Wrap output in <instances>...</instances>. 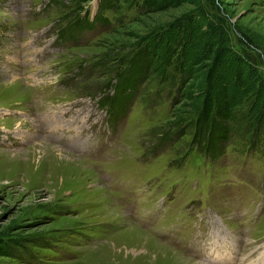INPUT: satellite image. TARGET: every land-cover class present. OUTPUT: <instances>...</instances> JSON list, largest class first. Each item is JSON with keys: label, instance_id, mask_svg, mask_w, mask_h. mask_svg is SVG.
<instances>
[{"label": "rangeland", "instance_id": "rangeland-1", "mask_svg": "<svg viewBox=\"0 0 264 264\" xmlns=\"http://www.w3.org/2000/svg\"><path fill=\"white\" fill-rule=\"evenodd\" d=\"M109 1L0 0V264H264V0Z\"/></svg>", "mask_w": 264, "mask_h": 264}, {"label": "trees", "instance_id": "trees-1", "mask_svg": "<svg viewBox=\"0 0 264 264\" xmlns=\"http://www.w3.org/2000/svg\"><path fill=\"white\" fill-rule=\"evenodd\" d=\"M109 2H111V0ZM104 7V4L100 6V8L102 9ZM96 19L97 18H95L94 20ZM82 22L83 20L80 21V23ZM84 22H86V19L84 20ZM133 60L134 58L130 61L131 63H128V68L121 72L118 78V82L112 84L115 88L114 92H116V89L117 92L115 96L111 97L108 100L107 105H105L107 107V110L112 109L117 105V107H120L121 102L119 104H113V102L118 99V95L120 94L118 92L119 89L116 87L119 86L121 88H127V86H134V84H136L140 74L137 70V66L132 64ZM231 66L233 68V64L230 63V68ZM221 68L222 70L226 69V67H224L223 69V66ZM229 71L233 72L231 69H229ZM223 72L224 71H222V74L216 75V72H214L212 68L205 76L203 74L202 78H197L198 88H202V84H206L207 90L210 89V91L206 90L205 92H203V89H200L198 90L199 92L196 94V96L194 93L192 94L194 101L198 103L201 102V100L203 101V110L202 112H200L197 118L194 137L198 146H200L201 143L204 142V145H206L207 147L206 150H209L208 154H210L209 152H214L215 147L218 146L217 144L224 140L227 128L223 125V123H225L224 120H227L230 117L229 112L231 106L229 105V103L231 100L234 101L236 97L234 95L233 87L232 85H230L231 75H225L226 72ZM243 83V85H246L248 82L247 80H244ZM220 85H222V87H220ZM213 90H216V92L214 93L215 95L211 94Z\"/></svg>", "mask_w": 264, "mask_h": 264}, {"label": "bare ground", "instance_id": "bare-ground-1", "mask_svg": "<svg viewBox=\"0 0 264 264\" xmlns=\"http://www.w3.org/2000/svg\"><path fill=\"white\" fill-rule=\"evenodd\" d=\"M44 156H48V155H42V157H44Z\"/></svg>", "mask_w": 264, "mask_h": 264}, {"label": "built area", "instance_id": "built-area-1", "mask_svg": "<svg viewBox=\"0 0 264 264\" xmlns=\"http://www.w3.org/2000/svg\"><path fill=\"white\" fill-rule=\"evenodd\" d=\"M113 87V86H112Z\"/></svg>", "mask_w": 264, "mask_h": 264}]
</instances>
